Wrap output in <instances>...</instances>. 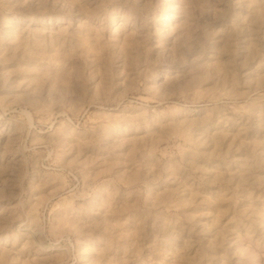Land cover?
I'll list each match as a JSON object with an SVG mask.
<instances>
[{
  "label": "rangeland",
  "instance_id": "obj_1",
  "mask_svg": "<svg viewBox=\"0 0 264 264\" xmlns=\"http://www.w3.org/2000/svg\"><path fill=\"white\" fill-rule=\"evenodd\" d=\"M0 264H264V0H0Z\"/></svg>",
  "mask_w": 264,
  "mask_h": 264
}]
</instances>
